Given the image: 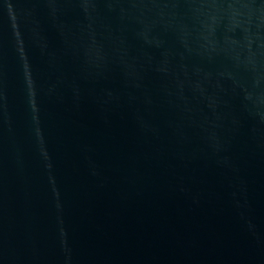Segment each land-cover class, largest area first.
<instances>
[{
  "label": "water",
  "instance_id": "water-1",
  "mask_svg": "<svg viewBox=\"0 0 264 264\" xmlns=\"http://www.w3.org/2000/svg\"><path fill=\"white\" fill-rule=\"evenodd\" d=\"M0 264H264V0H0Z\"/></svg>",
  "mask_w": 264,
  "mask_h": 264
}]
</instances>
